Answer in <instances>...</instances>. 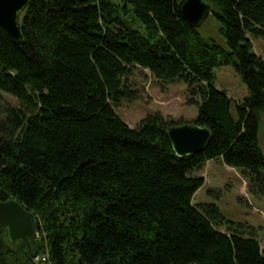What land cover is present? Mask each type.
I'll list each match as a JSON object with an SVG mask.
<instances>
[{
    "label": "trees",
    "instance_id": "1",
    "mask_svg": "<svg viewBox=\"0 0 264 264\" xmlns=\"http://www.w3.org/2000/svg\"><path fill=\"white\" fill-rule=\"evenodd\" d=\"M181 1L29 0L20 42L0 26V201L38 219L16 245L0 228V264H264L254 227L193 203L205 184L194 172L216 160L264 197V60L252 43L264 40V0H205L198 29ZM220 66L249 90L236 117ZM146 71L185 83L195 120L155 113L132 129L116 108L141 97ZM183 123L210 129L203 152L176 156L167 130Z\"/></svg>",
    "mask_w": 264,
    "mask_h": 264
},
{
    "label": "rangeland",
    "instance_id": "2",
    "mask_svg": "<svg viewBox=\"0 0 264 264\" xmlns=\"http://www.w3.org/2000/svg\"><path fill=\"white\" fill-rule=\"evenodd\" d=\"M209 23L214 24L209 21ZM206 25V33L213 32V25ZM254 52L264 60V40L252 39ZM216 88L225 90L233 99L232 114L236 117V105L249 97L247 85L233 66L215 68ZM146 77L136 76L141 97L132 102H123L116 108L118 115L132 128L150 114L161 113L168 119L192 122L198 108L188 101V87L185 83L162 84L148 71ZM15 103L14 99H10ZM259 143L264 152V113L260 119ZM194 175L205 178V184L196 192L193 203L215 204L221 215L236 223H246L257 231L258 240L264 250V197L248 192V181L240 169L228 167L221 160L209 161ZM223 232L225 228L221 227Z\"/></svg>",
    "mask_w": 264,
    "mask_h": 264
},
{
    "label": "water",
    "instance_id": "3",
    "mask_svg": "<svg viewBox=\"0 0 264 264\" xmlns=\"http://www.w3.org/2000/svg\"><path fill=\"white\" fill-rule=\"evenodd\" d=\"M29 0H0V26L16 42L22 40L21 16ZM179 12L192 28H201L212 14V6L205 0H182ZM177 157L203 152L211 140V131L195 123L171 126L167 130ZM36 215L16 199L0 201V228L7 230L13 245L33 238L37 233Z\"/></svg>",
    "mask_w": 264,
    "mask_h": 264
},
{
    "label": "built area",
    "instance_id": "4",
    "mask_svg": "<svg viewBox=\"0 0 264 264\" xmlns=\"http://www.w3.org/2000/svg\"><path fill=\"white\" fill-rule=\"evenodd\" d=\"M37 262H47L48 261V255L40 256L39 258L35 259Z\"/></svg>",
    "mask_w": 264,
    "mask_h": 264
}]
</instances>
